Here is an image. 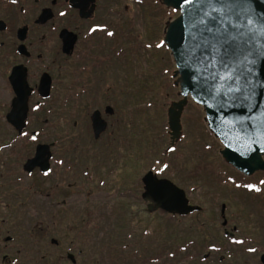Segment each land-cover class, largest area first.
<instances>
[{
    "label": "flooded vegetation",
    "instance_id": "1",
    "mask_svg": "<svg viewBox=\"0 0 264 264\" xmlns=\"http://www.w3.org/2000/svg\"><path fill=\"white\" fill-rule=\"evenodd\" d=\"M122 1L0 0V264H264V171L246 177L231 168L236 177L225 175L235 189L237 184L260 189L239 187L257 197L247 205L251 212L230 211L227 200L220 212L205 213L190 202L201 208L191 217L211 218L196 224L185 244H160L157 221L152 230L133 234L130 210L118 213L129 216V227L111 233L107 245L100 244L94 213L84 214L78 206L73 179L78 176L77 153L82 154L79 135L76 148L70 149L68 120L54 108L67 106L69 76L95 61L98 46L110 39L106 34L116 31V17L119 22L126 19L129 3L141 12L146 9L147 0ZM93 27L97 31L90 33ZM101 107L90 115L95 141L109 130L106 117L115 115L114 109L113 114L106 111L111 106ZM95 111L107 123L99 138L93 128ZM34 133L40 134L37 141L30 139ZM44 159L49 176L44 175ZM71 159L75 162L69 164ZM143 193L136 217L164 213L149 212Z\"/></svg>",
    "mask_w": 264,
    "mask_h": 264
},
{
    "label": "rangeland",
    "instance_id": "2",
    "mask_svg": "<svg viewBox=\"0 0 264 264\" xmlns=\"http://www.w3.org/2000/svg\"><path fill=\"white\" fill-rule=\"evenodd\" d=\"M129 4L132 12L127 11L124 21L119 22L116 17L114 36L98 46L95 61L92 59L88 67L77 68L69 76L67 106L58 105L54 109L68 120L66 131L69 137L72 135L69 141H73L68 144L70 149L76 148L75 139L79 135L82 154L77 153L78 176L73 179L77 203L84 214L94 213L100 244L107 245L111 233H122L129 227L126 222L129 216L118 215L122 210L133 213V229H136L132 230L133 234L140 235L146 227L152 230L157 221L160 244L172 241L185 244L194 235L192 228L211 216L159 213L155 218L136 217L142 202V178L148 172L172 181L187 193L190 202L202 206L205 213L220 212L222 204L228 201L230 211L251 212L247 205L257 197L228 185L226 176L236 175L222 158L223 145L210 132L204 109L190 98L181 116V134L178 140L172 139L168 111L182 96L176 85L178 77H174L177 67L169 49L165 43L160 48L156 45L164 41L168 23L178 13L159 0H147L142 12L133 1ZM101 105L111 106L115 115L106 117L109 130L101 140L95 141L89 121L91 113L102 109ZM76 122L80 126L75 128ZM172 147L175 152L169 151ZM73 162L74 159L68 161ZM165 163L169 165L167 171H163ZM139 222L142 224L136 228ZM149 240L145 237V242Z\"/></svg>",
    "mask_w": 264,
    "mask_h": 264
},
{
    "label": "snow or ice",
    "instance_id": "3",
    "mask_svg": "<svg viewBox=\"0 0 264 264\" xmlns=\"http://www.w3.org/2000/svg\"><path fill=\"white\" fill-rule=\"evenodd\" d=\"M181 7L185 11L184 39L187 47L180 59L183 70L189 75L190 87H194L198 95L215 100L221 112L248 104L256 86L254 66L258 59L264 60V17L252 13L248 0H181L177 9ZM60 15L65 16L66 13L61 12ZM96 31V27L90 29V33ZM108 35L113 36L114 33L108 32ZM163 46L164 42L156 45L157 48ZM251 111L252 106L249 104ZM238 122L243 135L256 131V125L250 124L251 115ZM246 125H250V128H246ZM39 135L34 133L30 139L37 141ZM23 136H28V133L24 132ZM169 151L175 152L176 149L172 147ZM59 163L63 165L64 161L60 160ZM42 166L47 169L44 175H51L46 159L42 161ZM168 168L169 165L165 163L163 171ZM236 187L260 191L251 184H237ZM157 195L175 199L174 192L164 185L158 186ZM176 202L179 204V201ZM248 251L255 252L256 249L249 248Z\"/></svg>",
    "mask_w": 264,
    "mask_h": 264
},
{
    "label": "water",
    "instance_id": "4",
    "mask_svg": "<svg viewBox=\"0 0 264 264\" xmlns=\"http://www.w3.org/2000/svg\"><path fill=\"white\" fill-rule=\"evenodd\" d=\"M167 8L177 9L181 0H159ZM248 7L257 17H264V0H248ZM179 16L168 23L164 43L169 49L177 70L174 77H178L176 85L180 87L182 100L179 103L172 104L169 109V128L173 140H178L181 131V116L184 107L190 98L205 111V122L211 133L222 143V158L238 172L245 176H252L258 171H264V60L258 59L254 68L256 72V86L253 95L248 104L229 108L221 112L217 108L215 100L207 96L197 94L194 87H190L189 75L183 70L181 64V54L187 47L184 39L186 30L184 28L185 16L184 9L178 8ZM73 47V45H72ZM181 64V67H178ZM50 90V87H49ZM47 91L49 94L50 91ZM249 104L252 106L249 112ZM107 113L113 114L112 107H107ZM251 115L250 124L256 125V131H249L245 136L241 133L239 120L246 119ZM95 138L106 130L107 123L101 118V113L95 111L92 115ZM250 128V125H246ZM44 149V148H43ZM43 149L41 152H43ZM40 152V150H39ZM35 161V160H34ZM153 177L155 178L153 180ZM144 190L143 198L149 203L148 211H163L171 215L186 217L194 212L201 211L198 206H192L187 193L167 179H159L153 172H149L143 178ZM164 185L169 191L174 192L175 199L168 197H159L157 195L158 186ZM179 201V204L176 202Z\"/></svg>",
    "mask_w": 264,
    "mask_h": 264
}]
</instances>
